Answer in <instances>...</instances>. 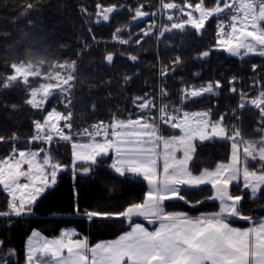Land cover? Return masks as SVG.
<instances>
[{
    "label": "trees",
    "instance_id": "obj_1",
    "mask_svg": "<svg viewBox=\"0 0 264 264\" xmlns=\"http://www.w3.org/2000/svg\"><path fill=\"white\" fill-rule=\"evenodd\" d=\"M171 3L206 8L220 4L219 0H0V161L18 151L38 150L42 158L50 156L52 164L69 167L22 214H17L13 198L0 184V264H26L27 242L36 230L59 238L72 229L76 238H88L93 246L119 237L136 222L124 213L145 202L149 184L144 177L119 173L112 156L71 168L73 143L90 140L82 133L96 125L120 127L147 118L160 124L161 137L171 138L180 130L160 114L168 120L207 110L213 122L226 126L227 138L197 142L191 172L200 175L230 162L235 137L242 148L241 164L264 174V160L246 156L242 147L264 145V55L238 57L221 49L222 15L212 16L203 27L173 28L186 16L168 19L163 6ZM111 8L115 11L105 22L100 12ZM148 30L153 33L147 34ZM110 55L112 64L107 61ZM31 60L43 61L39 68L44 75L55 65L57 71L69 67L73 79L67 96L55 93L44 107L33 106L32 91L47 81L40 76L12 79L17 66L30 65ZM207 84L213 85L212 93L188 96L190 88ZM146 98H152L154 105L145 111L140 104ZM55 109L69 116L71 140L55 139L46 145L35 141L37 123ZM179 193V199L164 201V212L200 217L221 210L212 185H181ZM230 194L240 199L241 217L264 219V187L254 196L240 180L230 186ZM233 223L249 224L240 219ZM50 260L39 258L43 263Z\"/></svg>",
    "mask_w": 264,
    "mask_h": 264
},
{
    "label": "rangeland",
    "instance_id": "obj_2",
    "mask_svg": "<svg viewBox=\"0 0 264 264\" xmlns=\"http://www.w3.org/2000/svg\"><path fill=\"white\" fill-rule=\"evenodd\" d=\"M214 8L203 5L179 6L175 3L165 4L168 19L186 16V20L174 23L173 28L182 29L189 24L194 27L205 25L215 15H222L219 25V47L229 54L243 57L246 55H264V0H219ZM174 9L171 13L170 10ZM107 14V13H106ZM104 11L100 16L106 15ZM147 34L153 33L148 30ZM49 74H40L39 67L30 65L17 66L12 79L28 81L33 76H40L43 82L32 91L30 103L36 108L44 107L46 100L55 93L67 96L72 85V72L69 67H61ZM213 92V85L192 87L187 91L190 98L200 97ZM153 99L142 100V110L153 107ZM264 113V112H263ZM179 129L180 134L171 138L161 137L160 124L154 120L138 118L129 123L99 124L93 129L85 130L83 137L90 140L73 143V168L76 164H93L100 157H113L112 166L119 173H133L144 177L150 188V198L144 206H135L132 213L147 211L156 213L158 208L156 194L160 193L162 201L180 198L181 185L198 188L203 185L214 187V198L222 206L226 215L241 214L238 211L239 198L230 194V186L244 182L254 196L264 187V174L250 171L241 164V144L232 138L231 160L222 163L215 170L204 171L195 175L190 170V163L196 151L197 142L227 138V128L222 121L213 122L207 110L185 112L182 117L160 114V119ZM69 116L59 110H52L43 121L37 123L35 141L50 143L55 139L71 140ZM244 154L250 158L264 160V145L243 144ZM66 166L52 164L50 156L41 157L38 150L15 152L6 160L0 161V184L10 193L11 197L21 201L16 206L17 214L31 209L36 201L52 189L60 173ZM251 219V218H249ZM256 228L258 240L259 231ZM75 232L68 230L64 236L49 238L36 230L27 242L26 264H45L39 261L42 257L52 259L48 264H90L92 252L88 249L85 239L69 238ZM51 261V260H50ZM49 262V261H48Z\"/></svg>",
    "mask_w": 264,
    "mask_h": 264
},
{
    "label": "crops",
    "instance_id": "obj_3",
    "mask_svg": "<svg viewBox=\"0 0 264 264\" xmlns=\"http://www.w3.org/2000/svg\"><path fill=\"white\" fill-rule=\"evenodd\" d=\"M150 194L149 188L145 202L136 206L146 205ZM156 200V213L135 214V206L129 207L124 217L136 222L115 239L90 246L88 238H76V232L68 236L86 240L93 254L90 264H264V229L256 238V228L264 226V219L226 215L222 207L212 216L170 214L163 211L160 193ZM239 219L249 224L233 223Z\"/></svg>",
    "mask_w": 264,
    "mask_h": 264
},
{
    "label": "water",
    "instance_id": "obj_4",
    "mask_svg": "<svg viewBox=\"0 0 264 264\" xmlns=\"http://www.w3.org/2000/svg\"><path fill=\"white\" fill-rule=\"evenodd\" d=\"M114 11H115V8H111V9L108 10L107 14L104 17L105 22H108L109 21L110 14L113 13ZM113 58H114L113 55L108 56L107 61H108L109 64H112ZM87 172L88 171H84L82 173L83 174H86Z\"/></svg>",
    "mask_w": 264,
    "mask_h": 264
},
{
    "label": "clouds",
    "instance_id": "obj_5",
    "mask_svg": "<svg viewBox=\"0 0 264 264\" xmlns=\"http://www.w3.org/2000/svg\"><path fill=\"white\" fill-rule=\"evenodd\" d=\"M29 63H30V66H32V67H39L43 63V61L31 60V61H29Z\"/></svg>",
    "mask_w": 264,
    "mask_h": 264
},
{
    "label": "bare ground",
    "instance_id": "obj_6",
    "mask_svg": "<svg viewBox=\"0 0 264 264\" xmlns=\"http://www.w3.org/2000/svg\"><path fill=\"white\" fill-rule=\"evenodd\" d=\"M43 151H44V150H43ZM44 154H45V151H44ZM44 154H43V155H44ZM46 154H47V153H46ZM44 157H45V156H44ZM26 214H27V213H26ZM17 217H18V216H17Z\"/></svg>",
    "mask_w": 264,
    "mask_h": 264
}]
</instances>
